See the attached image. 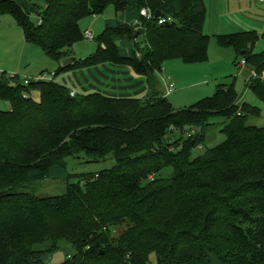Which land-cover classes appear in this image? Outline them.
Listing matches in <instances>:
<instances>
[{
	"label": "trees",
	"instance_id": "trees-1",
	"mask_svg": "<svg viewBox=\"0 0 264 264\" xmlns=\"http://www.w3.org/2000/svg\"><path fill=\"white\" fill-rule=\"evenodd\" d=\"M42 1L39 9L31 0H0V18L10 16L27 44L61 64L83 39L81 21L112 8L114 17L94 39L96 52L60 71L127 66L144 77L149 93L70 97L54 81L24 86L19 75L1 73L0 102L9 109L0 110V264H49L63 245L71 254L60 264H264V127L251 124L259 108L242 102L234 83H218L211 97L179 110L159 87L166 63L207 61L204 1ZM142 9L171 21L146 22ZM261 38L255 31L215 36L220 48L233 50L235 69L245 62V88L264 104V82L250 76L264 72V50L254 52ZM216 117L224 119L225 141L208 149ZM80 156L114 163L67 183L60 196L31 191L69 178L65 159ZM166 169L171 176L161 179Z\"/></svg>",
	"mask_w": 264,
	"mask_h": 264
},
{
	"label": "rangeland",
	"instance_id": "rangeland-1",
	"mask_svg": "<svg viewBox=\"0 0 264 264\" xmlns=\"http://www.w3.org/2000/svg\"><path fill=\"white\" fill-rule=\"evenodd\" d=\"M31 2L35 8L41 9L44 6L42 0H31ZM113 17V9L108 8L103 15L85 18L79 25L81 34L83 35L86 31H89L92 33L93 38L96 39L105 27V20ZM38 19L39 13L31 15L32 22L36 23ZM8 20H12V18L10 16L0 18V65L6 67L8 73L14 72L22 79L33 80L44 71V81H54L56 84H63L65 80L69 86L76 85V89L81 93L79 82L84 83V79L79 73L81 69L60 71L63 63L53 62L44 55L39 47L27 44L24 41L21 29L10 25L7 22ZM209 36L211 39L206 62L196 65H185L178 61L164 66L160 75L162 89H164L167 82H172L175 86L174 91L167 97L169 103L176 110L186 109L206 97H211L215 93V87L218 83L227 85L234 83V88L242 102L249 103L260 110L261 116L252 120L251 124L264 127V104L251 91L245 88V82L249 75L241 71V69H235L232 66L234 58L232 49L220 48L216 43L215 36ZM94 39L86 40L83 38L74 44L75 61L87 59L96 52L98 44ZM263 50L264 39L261 38L256 43L254 52L260 53ZM69 86H65V88L68 89ZM31 98L37 102L40 100V95L38 92H33ZM8 109L9 105L7 103L0 102L1 111H7ZM209 123L211 127L204 144L208 149L225 141V137L221 133L224 119L220 117L212 118ZM173 136H178V133L173 134ZM202 151L201 148H198L192 152V156L195 157L201 154ZM65 163L69 178H61L55 181L46 180L33 185L31 191L38 197L60 196L64 194L67 183H75L80 176L95 175L103 170L110 169L114 162L107 160L100 163H88L85 157L80 156L79 159L68 157L65 159ZM171 173L170 169H166L162 172L160 178H169ZM124 231V226L116 227L112 230L111 236L113 239H117ZM68 254H71L70 249L63 245L60 250L49 257L48 263L60 264L67 258ZM152 258L154 259V257Z\"/></svg>",
	"mask_w": 264,
	"mask_h": 264
},
{
	"label": "crops",
	"instance_id": "crops-1",
	"mask_svg": "<svg viewBox=\"0 0 264 264\" xmlns=\"http://www.w3.org/2000/svg\"><path fill=\"white\" fill-rule=\"evenodd\" d=\"M203 1L206 7V20L203 28L204 34L218 36L250 31H255L258 34L264 33V1ZM7 22L17 27L13 20H8ZM6 70V67L0 65V72L8 73ZM79 73L84 79V83L79 82L80 92L84 94L83 96L95 92L102 96L115 99H144L149 93L144 77L135 74L127 66L105 63L95 67L81 69ZM161 73L158 76L159 87L164 92L160 83ZM8 74L16 75L14 72ZM77 81L79 80L77 79ZM59 85L63 87L69 86L65 80L63 84ZM76 88V85H70L68 89H73L77 95H82Z\"/></svg>",
	"mask_w": 264,
	"mask_h": 264
},
{
	"label": "built area",
	"instance_id": "built-area-1",
	"mask_svg": "<svg viewBox=\"0 0 264 264\" xmlns=\"http://www.w3.org/2000/svg\"><path fill=\"white\" fill-rule=\"evenodd\" d=\"M260 1H264V0H260ZM140 16L141 18L146 21V22H153V20L157 19L158 20V25H164V24H169L171 19L168 18V19H164V18H156L155 17V14L152 13L150 10L148 9H142L140 11ZM137 23H135L136 25ZM83 38L86 39V40H93V35L91 32L89 31H86L84 34H83ZM136 56L139 57V52H136ZM245 66V62L244 61H241L240 63V68L243 69ZM2 72H0V75H1ZM13 76V75H11ZM44 76L45 74L43 75H39L37 78L33 79V80H30L28 78H24L23 79V85L24 86H28L30 83H34V82H43L45 79H44ZM250 76L253 77V78H259L260 80H264V72L261 74V75H257L255 72H251L250 73ZM46 82V81H45ZM50 82V81H49ZM175 89V86L172 82H167V84L165 85V88H164V95L165 96H169ZM69 95L70 97H75L77 95L76 91L71 89L69 90ZM25 99L28 98L26 95L23 96ZM194 133V130L192 131H189L187 132L186 134L189 136L191 134Z\"/></svg>",
	"mask_w": 264,
	"mask_h": 264
},
{
	"label": "water",
	"instance_id": "water-1",
	"mask_svg": "<svg viewBox=\"0 0 264 264\" xmlns=\"http://www.w3.org/2000/svg\"><path fill=\"white\" fill-rule=\"evenodd\" d=\"M30 10H31V13L33 14L34 10L32 8ZM160 16H161V14L159 12H155V17L156 18H159ZM166 25H168V24H166ZM74 61H75L74 58H70V59L65 60L63 62V67H67V66L71 65Z\"/></svg>",
	"mask_w": 264,
	"mask_h": 264
}]
</instances>
